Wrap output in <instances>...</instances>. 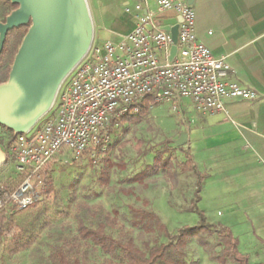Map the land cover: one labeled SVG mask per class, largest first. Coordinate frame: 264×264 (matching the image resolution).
<instances>
[{
  "label": "built area",
  "instance_id": "2783aa9c",
  "mask_svg": "<svg viewBox=\"0 0 264 264\" xmlns=\"http://www.w3.org/2000/svg\"><path fill=\"white\" fill-rule=\"evenodd\" d=\"M148 0L136 4V26L119 41L93 43L62 84L51 110L26 133L9 138L8 157L16 162L19 184L0 197V214L41 202L49 187L48 170L60 155L81 157L98 147L110 125L138 113L146 98L168 102L179 111L190 100L202 113L229 116L228 101L254 100L259 93L230 80L226 57L216 56L195 31L193 0ZM178 25L177 53L165 13ZM182 20L179 21L178 19ZM181 110V109H180Z\"/></svg>",
  "mask_w": 264,
  "mask_h": 264
},
{
  "label": "rangeland",
  "instance_id": "374dc122",
  "mask_svg": "<svg viewBox=\"0 0 264 264\" xmlns=\"http://www.w3.org/2000/svg\"><path fill=\"white\" fill-rule=\"evenodd\" d=\"M88 4L93 17L91 0ZM4 16L0 5V20ZM57 100L58 95L55 103ZM181 106V110L173 111L171 103H152L139 119L110 125L102 144L88 149L81 157L71 153L58 156L48 167L49 187L44 199L29 209L10 211L7 222L0 227V264H48L53 246L76 234L80 219L95 227L107 221V215L117 219L116 225H107V232L114 236L119 235L121 225L133 229L139 244L158 237L166 241L159 234H139L140 230L131 225L132 207L154 208L172 233L180 227L199 224L203 215L206 219L216 216L217 213H207L196 206L201 199L197 189L193 197L196 177L181 169L186 156L176 141L182 133L188 137L193 128V106ZM9 138L10 134L0 125V147L7 156L0 165V187L12 189L21 177L16 162L8 157ZM187 145L188 142L183 145L185 149H189ZM158 153L173 159L177 180L171 181L159 173L144 182L131 181ZM107 163L110 180L103 185L100 177ZM213 242L217 244L215 239ZM190 255L193 256V243ZM91 256L103 258L100 251Z\"/></svg>",
  "mask_w": 264,
  "mask_h": 264
},
{
  "label": "crops",
  "instance_id": "0c3cea01",
  "mask_svg": "<svg viewBox=\"0 0 264 264\" xmlns=\"http://www.w3.org/2000/svg\"><path fill=\"white\" fill-rule=\"evenodd\" d=\"M140 1L91 0L94 41H119L133 31ZM193 6L199 40L226 57L230 80L259 93L254 100L228 101L229 116L199 112L188 99L181 102L193 106L186 148L198 170L207 173L196 206L217 213L206 220L231 229L249 264H264V0H193ZM164 16L162 21L174 20L175 14ZM189 257L197 264H219L195 239Z\"/></svg>",
  "mask_w": 264,
  "mask_h": 264
},
{
  "label": "trees",
  "instance_id": "16d2710c",
  "mask_svg": "<svg viewBox=\"0 0 264 264\" xmlns=\"http://www.w3.org/2000/svg\"><path fill=\"white\" fill-rule=\"evenodd\" d=\"M0 5L5 11L4 18L0 20L3 22L12 11L19 7L17 3L9 0H0ZM30 26L31 21L7 33L0 54V83L7 81L15 56ZM150 106H152L151 100L146 98L138 113L126 115L120 123L139 119L149 110ZM4 129L10 134V138L15 136L16 133L12 129L6 126ZM179 149L186 156L181 169L185 173L194 174L197 179V193H200L207 173L198 170L190 149H185L184 146H179ZM159 173H164L171 181L177 180L178 177L173 159L166 157L164 153L156 154L153 162L134 175L131 181L144 182L147 178ZM109 178L110 163H107L100 177L101 184L107 185ZM9 190H11L9 186H1L0 197ZM8 215V213L0 214V227L7 222ZM131 216V225L140 230L139 234H159V236H164L166 241H160L158 237L154 241L143 240L142 244H139L133 234V229H126L121 225L119 235L114 236L107 232L108 223L112 225L118 223L117 219L111 215H107V221L100 222L95 227L87 226L80 219L77 233L53 246L48 264H197V261L189 257V246L193 239L219 264H229V261L235 264H249L247 257L239 251V240L231 229L222 223L208 222L204 215L199 224L180 227L175 233L170 232L160 215L152 208L132 207ZM214 239L217 244H214ZM218 246H221L220 250L217 249ZM98 251L103 256L101 260L91 256L92 253Z\"/></svg>",
  "mask_w": 264,
  "mask_h": 264
},
{
  "label": "water",
  "instance_id": "95a60500",
  "mask_svg": "<svg viewBox=\"0 0 264 264\" xmlns=\"http://www.w3.org/2000/svg\"><path fill=\"white\" fill-rule=\"evenodd\" d=\"M9 1L19 7L0 21V54L7 33L31 21L9 77L0 83V125L17 134L29 132L51 110L62 84L92 47L94 23L88 0ZM175 22L164 21L175 43L171 60L177 53L178 25L170 27ZM186 142L182 133L176 144ZM6 158L0 147V165Z\"/></svg>",
  "mask_w": 264,
  "mask_h": 264
}]
</instances>
